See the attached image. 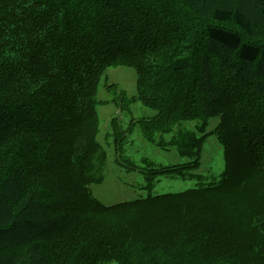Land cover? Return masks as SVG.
I'll return each instance as SVG.
<instances>
[{
	"label": "trees",
	"instance_id": "16d2710c",
	"mask_svg": "<svg viewBox=\"0 0 264 264\" xmlns=\"http://www.w3.org/2000/svg\"><path fill=\"white\" fill-rule=\"evenodd\" d=\"M198 1L0 0V264H264V41L242 8L264 22V0ZM119 66L157 110L148 137L196 121L160 143L188 167L218 138L220 183L110 206L92 196L108 161L98 94Z\"/></svg>",
	"mask_w": 264,
	"mask_h": 264
},
{
	"label": "rangeland",
	"instance_id": "374dc122",
	"mask_svg": "<svg viewBox=\"0 0 264 264\" xmlns=\"http://www.w3.org/2000/svg\"><path fill=\"white\" fill-rule=\"evenodd\" d=\"M198 2L202 7L203 1ZM224 2L225 0H217L218 4H225ZM234 2L233 6L237 4L236 0ZM228 4H232V0H228ZM242 8L254 20H258L254 25L253 38L264 41V22H260L258 13L250 9L248 4L247 7L242 5ZM210 71L215 80L231 82L230 72L227 70ZM106 84L117 85L119 92L126 93L132 100L128 109L122 106L121 100L117 98L118 93L109 92ZM207 86L209 91L214 88L212 84ZM137 97V70L131 66L111 67L102 80L98 94V99L104 101L98 106V138L108 154V161L103 171L104 180L90 186L92 196L110 206L141 197L182 192L189 188L220 183L226 170V153L218 138L209 134L204 149L201 148L198 155L201 158L200 167H188L187 164L193 158L182 156L175 146L164 147L160 143L164 140L168 142L180 126L195 129L196 121H183L176 125L172 133H161L163 137L156 134L152 139L144 133L143 122L151 121V117L157 115V110L145 106ZM114 99L119 105L112 102ZM220 122V117H212L208 133ZM119 133L123 135L120 134L121 139L117 141Z\"/></svg>",
	"mask_w": 264,
	"mask_h": 264
}]
</instances>
